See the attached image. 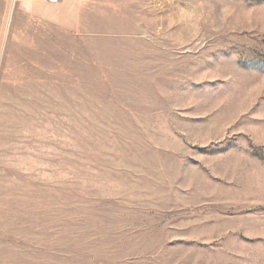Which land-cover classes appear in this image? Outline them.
<instances>
[{
  "label": "rangeland",
  "instance_id": "1",
  "mask_svg": "<svg viewBox=\"0 0 264 264\" xmlns=\"http://www.w3.org/2000/svg\"><path fill=\"white\" fill-rule=\"evenodd\" d=\"M0 264H264V0H0Z\"/></svg>",
  "mask_w": 264,
  "mask_h": 264
},
{
  "label": "built area",
  "instance_id": "2",
  "mask_svg": "<svg viewBox=\"0 0 264 264\" xmlns=\"http://www.w3.org/2000/svg\"><path fill=\"white\" fill-rule=\"evenodd\" d=\"M48 1L55 2V1H57V0H48Z\"/></svg>",
  "mask_w": 264,
  "mask_h": 264
}]
</instances>
